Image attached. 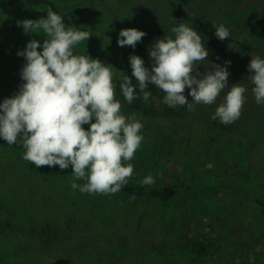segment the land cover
<instances>
[{
	"label": "rangeland",
	"instance_id": "obj_1",
	"mask_svg": "<svg viewBox=\"0 0 264 264\" xmlns=\"http://www.w3.org/2000/svg\"><path fill=\"white\" fill-rule=\"evenodd\" d=\"M186 10L226 23L230 34L254 48L244 56L234 46H211L202 39L209 56L197 70L207 75L208 63L225 66L230 61L229 87L240 83L247 89L239 119L225 125L235 128L231 135L219 137L204 127L213 121L215 129L223 127L212 116L229 88L214 104H197L190 111L169 107L165 93L149 85L152 95L143 104L154 113L147 116L115 98L123 115L135 113L143 124L141 146L130 161L134 171L143 178L150 174L157 186L192 177L191 192L165 202L81 193L71 188L75 178L68 168H36L23 159L24 149L15 151L0 138V264H264V214L254 203L264 205V155L259 153L264 148V104L255 102L248 80L253 74L249 58L264 59V22H257L264 16V0H190ZM45 16L42 8L0 0V103L24 83L20 74L26 61L17 52L30 40L42 46L48 39L42 30L25 34L17 22ZM175 18L176 9L162 0L99 6L77 20L79 30L92 36L74 54L111 65L117 70L114 81L123 72L137 84L130 55L151 69L148 51L158 39L175 38L172 28L180 25ZM133 28L146 36L135 49L119 47V32ZM188 92L184 95L191 102ZM196 242L209 244L207 254L197 256Z\"/></svg>",
	"mask_w": 264,
	"mask_h": 264
},
{
	"label": "clouds",
	"instance_id": "obj_2",
	"mask_svg": "<svg viewBox=\"0 0 264 264\" xmlns=\"http://www.w3.org/2000/svg\"><path fill=\"white\" fill-rule=\"evenodd\" d=\"M17 26L25 34L42 30L48 39L42 46L30 40L17 52L26 61L20 74L24 83L18 93L0 103V138L9 146H22L23 159L36 168L59 166L64 170L71 166L75 180L86 181L78 185L74 180L73 190L90 195L118 193L133 175L130 161L141 146L143 124L135 113L127 117L122 114V105L115 98V69L88 55H75L74 48L92 36L90 31L66 28L63 18L51 8L46 18L25 19ZM172 32L174 39H158L148 51L151 69L144 66L142 58L130 55L131 75L137 84L119 72L124 99L132 103L139 89L147 102L152 93L146 89L154 85L165 93L169 107L191 111L197 104H214L229 88L212 119L224 125L235 122L247 89L240 83L229 87L227 67L231 62L226 61L225 66L208 63L211 70L204 75L197 70L198 64L207 60L209 52L201 36L185 24L172 28ZM229 35L223 25L216 26L218 40L225 41ZM145 36L134 28L122 29L117 45L135 49ZM40 47L42 51H37ZM248 71L253 73L248 80L255 102L264 104V59L258 55L251 58ZM185 89L191 102L184 95ZM141 183L150 186L155 180L149 174Z\"/></svg>",
	"mask_w": 264,
	"mask_h": 264
},
{
	"label": "trees",
	"instance_id": "obj_3",
	"mask_svg": "<svg viewBox=\"0 0 264 264\" xmlns=\"http://www.w3.org/2000/svg\"><path fill=\"white\" fill-rule=\"evenodd\" d=\"M24 5H29L31 7L42 8L46 15L47 9L51 8L53 12L60 15L63 18V22L65 27H76L78 30L80 29L77 24V20L83 18L87 14L93 12L97 7L104 6L106 4L118 5L123 0H77V1H69L58 3L54 0H19ZM170 4L176 9V22L180 24H185L188 27L192 28L196 31L203 40H205L211 46H234L240 50V52L244 56H248L250 52L254 50V48L248 44L247 42L241 40L240 38L230 34L228 39L225 41H220L215 37L216 26L223 25L225 28L227 26L226 23L220 22L214 19H210L207 17H199L191 14L186 10V7L190 0H162ZM46 18V16H45ZM257 22H264V16L259 18ZM251 58H249L250 61ZM121 79L114 81L116 84L115 94L116 97L123 99L125 103H127V107L134 109L141 116H147L151 113H154L152 108L147 107V105L143 104V94L138 93L139 89H137V98L132 101V103H128L120 90ZM133 83V82H132ZM134 86L136 84L133 83ZM218 124L213 121L212 125L204 126L208 127V130H212L216 132V134L220 137L226 133H231L235 130V128L231 126L223 125L222 128L215 129ZM229 125V124H228ZM203 133L205 130L202 131ZM204 146V144L202 145ZM11 149L21 150L23 149L20 145L14 144L9 146ZM260 150V149H258ZM262 156L264 155V148H261L259 151ZM68 169L72 172L71 166ZM144 178L140 176L137 171L133 172L132 177L128 180L127 184L122 186L121 190L118 192L125 196L134 197L135 199H157L159 201H169L174 198L183 197L184 194L190 193L192 190V177H183V178H174L169 180L166 184L157 186V185H142L141 181ZM237 192V191H236ZM255 205L261 206V211L264 214V205L260 200L254 202ZM207 243L196 242L194 244L197 256L200 257L208 252ZM165 250V249H163Z\"/></svg>",
	"mask_w": 264,
	"mask_h": 264
}]
</instances>
